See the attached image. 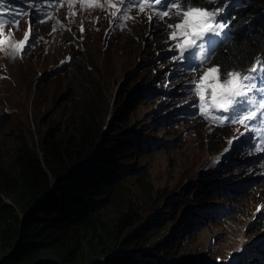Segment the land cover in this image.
<instances>
[{"label":"rangeland","instance_id":"obj_1","mask_svg":"<svg viewBox=\"0 0 264 264\" xmlns=\"http://www.w3.org/2000/svg\"><path fill=\"white\" fill-rule=\"evenodd\" d=\"M34 8L28 0L20 21L0 23V73L6 78L0 89V168L20 145L36 147L46 129L66 120L78 96L72 89L81 88L80 99L96 109L103 130L123 134L137 129L140 134L137 149L108 145L115 167L107 173L119 168L125 172L124 182L151 189L147 201H141L140 220L152 231L148 244L170 238L168 247L157 252L166 264H264V226L252 230L264 223V178L242 161L247 158L240 149L243 130L211 126L197 112L172 116L182 105H198L188 81L200 73L184 69L187 74L181 78L180 66L170 58L175 51L170 35L181 20H119L110 9L106 23L112 31L101 25L85 32L86 58L77 59L67 72L72 50L52 47L47 26L37 21ZM74 19H80L79 12ZM200 22L196 17L191 23ZM9 40L12 50L3 46ZM160 80H167L162 89ZM154 89L162 91L146 99L144 91ZM171 90L176 92L167 94ZM188 96L192 99L186 100ZM130 133L129 139L137 138ZM152 144L157 146L142 150ZM221 177L225 184L247 186V196L223 194L216 180ZM222 207L233 214L218 212Z\"/></svg>","mask_w":264,"mask_h":264},{"label":"trees","instance_id":"obj_2","mask_svg":"<svg viewBox=\"0 0 264 264\" xmlns=\"http://www.w3.org/2000/svg\"><path fill=\"white\" fill-rule=\"evenodd\" d=\"M1 7L6 8L3 18H10V0H0ZM208 10L217 13L216 20L234 24L214 62L250 64L264 57V0H219ZM75 56L74 63L86 58L81 52ZM166 81L160 80L161 89ZM72 90L78 96L68 118L46 129L36 147L20 145L0 168V264H166L157 252L168 247L170 238L148 244L152 231L140 220L141 201L151 189L124 182L119 168L107 173L115 167L108 145L137 149L138 138H128L133 129L123 134L103 130L96 109L80 99L82 89ZM153 91L162 90L143 95L154 98ZM247 190L239 186L225 193L237 198Z\"/></svg>","mask_w":264,"mask_h":264},{"label":"snow or ice","instance_id":"obj_3","mask_svg":"<svg viewBox=\"0 0 264 264\" xmlns=\"http://www.w3.org/2000/svg\"><path fill=\"white\" fill-rule=\"evenodd\" d=\"M155 2L163 10L161 15H168L169 11H172L173 16L181 20L170 35L171 40H177L178 34L183 36L182 41L175 45L177 55L171 57L180 65L181 78L187 74L183 65L189 58L199 61L188 71L198 72L200 75L198 78L194 76L188 83L194 85L189 91L199 97L200 104L195 106L200 108L205 119H211L218 126L239 123L249 132H264V57L259 61L253 59L250 64L241 62L230 65L216 60L215 66L208 67L213 63L215 53L224 45V40L219 37L225 25L217 23L215 20L217 13L208 10L210 6L218 7L219 0H208V3L201 0L194 7H189L192 0ZM132 3H139V0H128V4ZM169 5L172 6L171 9ZM181 5L184 11H181ZM196 17L201 18V22L192 25L191 22ZM156 22H159V17ZM223 35L227 37L228 33L225 32ZM168 51L172 49L169 48ZM208 95L211 96L212 107L216 110L215 115L205 107ZM185 99L191 100L192 97L188 96ZM231 143L230 140L229 144ZM255 150L262 151L264 146Z\"/></svg>","mask_w":264,"mask_h":264},{"label":"clouds","instance_id":"obj_4","mask_svg":"<svg viewBox=\"0 0 264 264\" xmlns=\"http://www.w3.org/2000/svg\"><path fill=\"white\" fill-rule=\"evenodd\" d=\"M61 17L62 16H59L56 20L53 21L52 24L47 26V29L49 31V33H47V36L48 37L51 36V39H52V41H48V42L52 45V47L53 45L57 44V45L66 46L70 50H72V53L69 55V61H68V65H71L72 63H74V60L76 59L75 54L78 55L79 52H81L83 56H85L84 55L85 51H82V48L84 47V39H86V36L84 35V33L85 32L90 33V31L92 33V30H89L92 28V25L88 24L85 27L84 32L77 31V28L79 27L78 25L72 28H64L62 25L63 23L60 22ZM42 35H45V34L42 33ZM74 40L77 42V44L74 42ZM87 49L89 48L87 47ZM0 50L4 53L1 47H0ZM42 50H40V53ZM0 70H2L1 66H0ZM5 80L6 78H5L4 73H0V89H1V85L4 83ZM131 135H136V134H131Z\"/></svg>","mask_w":264,"mask_h":264},{"label":"bare ground","instance_id":"obj_5","mask_svg":"<svg viewBox=\"0 0 264 264\" xmlns=\"http://www.w3.org/2000/svg\"><path fill=\"white\" fill-rule=\"evenodd\" d=\"M32 9V8H31ZM6 40V37H5V39H4V41ZM11 43V41L9 40V41H7L6 43H4V45L3 46H5L8 50H12V45L10 44ZM178 65V64H177ZM184 68V67H183ZM198 74V73H197ZM202 117V116H201ZM136 142H138L137 140H135V143L133 144L134 146L135 145H137L136 144ZM129 147H131V146H129ZM252 262V261H251ZM254 262V261H253Z\"/></svg>","mask_w":264,"mask_h":264},{"label":"water","instance_id":"obj_6","mask_svg":"<svg viewBox=\"0 0 264 264\" xmlns=\"http://www.w3.org/2000/svg\"><path fill=\"white\" fill-rule=\"evenodd\" d=\"M41 210V209H40Z\"/></svg>","mask_w":264,"mask_h":264}]
</instances>
